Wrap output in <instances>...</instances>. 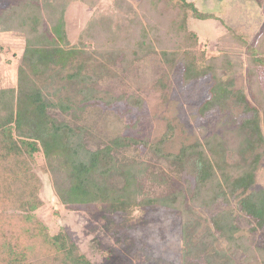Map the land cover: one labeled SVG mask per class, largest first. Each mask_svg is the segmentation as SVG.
<instances>
[{"label":"trees","instance_id":"1","mask_svg":"<svg viewBox=\"0 0 264 264\" xmlns=\"http://www.w3.org/2000/svg\"><path fill=\"white\" fill-rule=\"evenodd\" d=\"M139 4V17L127 16L130 9L127 3L119 11L123 25H130L126 27L128 40L110 32L114 30L111 26L103 22L94 26L92 22L91 34L78 44H70L64 8L55 0H19L1 10L0 34L21 35L23 50L16 84L0 87V264H91L62 229L51 232L35 214L43 204L42 180L35 165L38 157L50 175L54 195L65 208L90 204L111 213L120 212L125 218H130L136 209L151 205L179 211L184 256L191 253L193 234L200 226L192 207L210 206L218 198L229 202L237 191L244 193L255 183L258 161L264 152V86L260 80V74L264 73V29L252 44L231 31L226 32L221 38L222 48L229 51L232 60L224 56L211 58L205 50H181L164 23L157 0H141ZM90 47L99 55L112 53L125 59L159 48L164 61L175 59L181 63L182 79L186 82L210 77L208 95L199 107L202 115L232 105L242 110L235 130L240 138L231 145L224 146L222 137L210 133L200 141L182 146L177 153L164 152L161 143L172 132L151 144L154 151L173 163H193L195 176L189 203L182 188L164 196L140 197L137 179L144 166L140 169L120 163L112 153L113 149L137 143L133 138L118 136L89 150L83 143V128L52 115L54 110L68 112L94 102L109 104L116 100L117 97L99 90L81 87L78 91L82 98L73 107L61 98L52 99L56 89L51 93L46 83L37 84V78L51 79L53 74H47L49 70L66 68L75 56ZM238 54H245L244 60ZM83 68L82 62L77 63L66 77L89 81L90 77L81 73ZM243 69L244 75L240 73ZM237 74L243 75L246 90L234 86ZM128 99L135 106L141 103L134 96ZM258 148L261 150L255 151ZM228 151L236 158L235 164L226 163ZM249 152L252 153L248 162L238 161ZM186 187L190 189V184ZM239 203L242 211L254 220L255 228L264 227V188L249 191ZM233 220L232 209L211 218L214 230L226 239L229 247L241 248L245 259L264 264V247H253L247 237H237L239 228ZM208 231L209 235H203L198 245L216 239ZM213 251L221 260L216 263L207 255L208 263L233 264L225 249Z\"/></svg>","mask_w":264,"mask_h":264},{"label":"rangeland","instance_id":"2","mask_svg":"<svg viewBox=\"0 0 264 264\" xmlns=\"http://www.w3.org/2000/svg\"><path fill=\"white\" fill-rule=\"evenodd\" d=\"M18 1L0 0V12ZM55 1L64 8L65 31L70 44L85 41L93 29L89 25L92 22L94 26L100 22L111 26L114 30L110 32L126 41L130 25H123L119 18L121 6L126 3L130 6L129 17L140 15L141 0ZM157 1L164 23L178 40L181 50H205V54L211 58L224 56L232 60L229 51L222 48L221 38L226 32L231 31L252 44L264 29V0ZM0 36V87L14 86L23 39L14 32H5ZM83 52L75 56L66 68L54 67L49 70L47 74H53L51 79L37 78V84L46 83L51 93L56 89L52 99L61 98L73 107L82 98L78 91L81 87L99 90L117 98L109 104L94 102L68 112L54 110L52 115L74 127L83 128V143L89 150L101 147L118 136L133 138L137 143L113 149L112 153L120 163L139 166L140 169L144 166L141 177L137 179L141 188L140 197L164 196L182 188L188 202L195 176L193 163H173L154 151L151 144L172 132L161 143L164 152L177 153L182 146L200 141L210 133L222 137L224 146L231 145L240 138L235 134L239 116H243L240 107L232 105L229 109L202 115L199 107L208 95L210 77L186 82L182 79L181 63L175 59L164 61L159 48L133 59L116 57L112 53L99 55L91 47ZM238 56L242 60L245 58V54ZM79 62L84 64L81 73L88 75L89 81L69 80L66 77ZM240 73L244 75L245 69ZM243 75L235 76L234 86L246 90ZM260 80L264 86V73L260 74ZM129 96L139 98V106L132 104ZM251 153L237 158L238 161L248 162ZM235 159L231 151L226 152V163L235 164ZM35 165L42 180L43 199L42 206L35 214L51 232L62 229L91 264H210L206 260L207 255L219 263L221 259L215 256L214 249H225L233 264H261L254 259H245L241 248L229 247L226 239L219 237L214 230L211 218L218 212L232 209L233 223L239 228L236 236L247 237L253 247H264V227L255 228L254 220L242 211L239 203L249 191L264 188V152L258 161L252 187L244 193L237 191L229 202L218 198L210 206L192 207L193 217L200 226L193 234L191 253L186 256L182 253L179 211L151 205L138 208L130 218H125L120 212L111 213L90 204L65 208L54 195L50 175L40 157ZM187 183L190 189H187ZM208 230L216 239L198 245L203 235H209Z\"/></svg>","mask_w":264,"mask_h":264}]
</instances>
